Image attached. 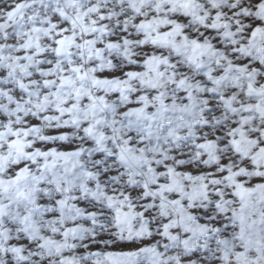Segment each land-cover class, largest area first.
I'll use <instances>...</instances> for the list:
<instances>
[{
  "label": "snow or ice",
  "instance_id": "snow-or-ice-1",
  "mask_svg": "<svg viewBox=\"0 0 264 264\" xmlns=\"http://www.w3.org/2000/svg\"><path fill=\"white\" fill-rule=\"evenodd\" d=\"M0 264H264V0H0Z\"/></svg>",
  "mask_w": 264,
  "mask_h": 264
}]
</instances>
